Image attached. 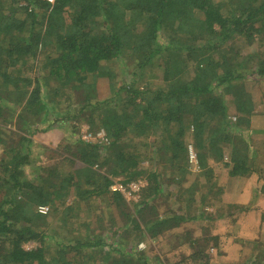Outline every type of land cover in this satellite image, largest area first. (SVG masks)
Here are the masks:
<instances>
[{
	"label": "trees",
	"instance_id": "1",
	"mask_svg": "<svg viewBox=\"0 0 264 264\" xmlns=\"http://www.w3.org/2000/svg\"><path fill=\"white\" fill-rule=\"evenodd\" d=\"M248 81H264V0H0V264L217 259V248L199 246L201 237L180 229L214 224L223 213L208 210L211 201L235 182L264 181L251 145L254 115L264 114L255 111ZM73 97L77 113L67 110L65 117L73 120L72 131L78 135L85 123L96 134L75 140L77 153L65 159L81 168L40 167L27 178L34 137L49 135ZM137 137L152 138L144 154ZM143 155L150 164L166 163L179 205L149 222L142 216L147 208L154 212L149 202L161 197L166 172L142 166ZM215 166L226 170L225 184L215 178ZM192 167L196 174L187 184ZM111 178L145 180L140 194L147 201L129 207L110 189ZM95 213L97 231L72 223ZM49 218L56 225L49 226ZM147 235L174 237L195 249L186 258L178 250L170 261L151 259L138 246ZM28 242L38 247L25 250Z\"/></svg>",
	"mask_w": 264,
	"mask_h": 264
},
{
	"label": "rangeland",
	"instance_id": "2",
	"mask_svg": "<svg viewBox=\"0 0 264 264\" xmlns=\"http://www.w3.org/2000/svg\"><path fill=\"white\" fill-rule=\"evenodd\" d=\"M197 16L198 15L196 14L191 15L192 18H197ZM160 41L166 42V36H160ZM242 48V53H246L249 50V48L246 49V47ZM121 63L122 62L118 60L115 64L116 67L122 69V66L124 65ZM119 73L121 76L124 75L126 80L130 81L131 75L128 74V72H122L119 70ZM248 83V88L253 91V97L255 99V111L264 114V81H256L255 83H253V81H248ZM71 101L74 102L66 103L64 105L66 112L64 111L60 113L59 116H57V122H55L56 125L51 128L52 130L49 131V135L47 137H44L45 139H42L41 135L37 137L41 138L42 140L34 137L35 144H37L32 149L30 163L25 169L27 178L33 179L38 174L40 167H45L48 169L61 168L63 172H72L74 169L77 170V168H81V163L75 162L76 164L73 165L70 162H66L65 159L67 157L74 158L73 156L77 153L76 144H74L76 143L74 142L75 140H93L95 139L96 134L94 136L89 134L87 132V124L85 123L79 124L80 129L78 135L75 133V131H72L70 124L73 122V120L68 121L65 117L67 116L66 113H68L67 110L77 113L78 106L75 104L78 100L73 97ZM254 116V118L252 117L254 121L252 129H255L257 132H254L255 134L251 137L253 141L251 145H253L254 148L258 150L257 154H255V151L253 153V155H255L254 164L261 168L264 166V136L260 132L264 129V115L258 114ZM99 133V135L97 134L98 136H103L104 134L103 131H100ZM248 134H253V130L249 131ZM137 141L139 143H137ZM151 141L152 138L146 139L137 137L134 139V143L140 145V148L142 145V149H140L141 154H144L146 150L144 146L148 145V142ZM147 158L150 159V157L145 158L143 155V160L140 162L142 166L149 168L152 164H154V168H159V170H161L163 173L166 172V175L162 177L163 191L161 197L157 198L156 201L149 202L150 206L152 205L155 207L153 210L154 212L149 211L150 208H147L146 211L148 212L145 211L146 214L142 216L144 221L147 220V222H149L155 220L158 214L162 215L167 209V206H170L171 208V204L174 203V208L175 206L179 205L175 204L176 198H174V194L176 193L175 191L177 190V184L172 182H170L171 184L168 183V181L171 179L169 177L170 172L167 169L168 166H164L166 163L161 164L153 159V163L150 164V161ZM215 168V178L220 184H225L226 170L220 166H215ZM190 172L191 175L187 176V184L192 183L194 175L196 174L195 168L192 167ZM254 176L258 178L257 174ZM111 180H113V184L110 186V189L119 190L125 198V201L128 203L129 207L132 208L141 201H147V198H145L143 194H140L141 188L147 184L145 180H139L136 182L131 181V183L127 184L123 182L122 178H111ZM262 184L264 185V181L259 179L250 183V178L248 181H243L241 179V181L235 182L232 188H226V190L223 189L220 195L211 201V206L213 207L209 208L208 210H215V208H218L220 209L221 213H223L219 216L218 220L214 224L210 223L208 220H204L199 223L193 222L191 227L184 226L180 229V231L193 230L192 235L194 237H201L199 246H209V249L211 248L214 250L217 248L218 252L222 253L217 259L215 258L216 255H212L210 253L212 259L210 258L208 264H259V260H264L262 256H260V258L258 257L259 254H264V187ZM230 204L237 206H231ZM47 211L48 209L43 211L42 215L47 214ZM97 214L98 213L92 214L94 217L90 218L89 216L87 219L86 215L84 214V216L80 217V219L75 218L72 223L74 222V224L81 225L82 222H86L88 224L87 226L97 231L100 228L98 221L96 220ZM104 216L107 217L108 212H105ZM120 221L121 220L117 218L115 223L119 225L121 223ZM56 223L57 222L55 220L49 218V226L52 224L56 225ZM108 224L109 221L105 219L103 221V227H106ZM49 226L43 228H48ZM204 226H208L207 229H205L206 232H203ZM57 229L62 231L59 228ZM64 234L66 238H68L67 240L69 242L71 238L70 234L68 232ZM134 236L135 234H130L129 238L133 239ZM210 237L213 239H209ZM124 238L127 240L126 237ZM143 238L144 239L138 245L139 249H142L143 253H146L151 259L157 256L162 261H170L173 258L174 252H177L178 250L179 252L184 253V255H181V257L183 256V258H186V256L194 252L195 249L194 246L192 247L194 243H187L186 241L181 242L182 240L174 239V237H168L167 235L165 237L160 236L159 239L156 240H150L148 235ZM206 239L209 241H206ZM214 240L215 242H212ZM36 247L38 246L34 242H28L23 245L25 250H33Z\"/></svg>",
	"mask_w": 264,
	"mask_h": 264
},
{
	"label": "built area",
	"instance_id": "3",
	"mask_svg": "<svg viewBox=\"0 0 264 264\" xmlns=\"http://www.w3.org/2000/svg\"><path fill=\"white\" fill-rule=\"evenodd\" d=\"M47 2H49V3H53L54 2V0H47ZM100 133H98V135H99ZM193 158V155L191 154V159Z\"/></svg>",
	"mask_w": 264,
	"mask_h": 264
},
{
	"label": "crops",
	"instance_id": "4",
	"mask_svg": "<svg viewBox=\"0 0 264 264\" xmlns=\"http://www.w3.org/2000/svg\"><path fill=\"white\" fill-rule=\"evenodd\" d=\"M252 125H254V121L252 120Z\"/></svg>",
	"mask_w": 264,
	"mask_h": 264
}]
</instances>
